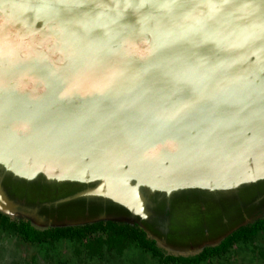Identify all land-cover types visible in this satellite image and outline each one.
<instances>
[{
	"label": "water",
	"instance_id": "water-1",
	"mask_svg": "<svg viewBox=\"0 0 264 264\" xmlns=\"http://www.w3.org/2000/svg\"><path fill=\"white\" fill-rule=\"evenodd\" d=\"M0 212L181 256L264 218V0H0Z\"/></svg>",
	"mask_w": 264,
	"mask_h": 264
},
{
	"label": "trees",
	"instance_id": "trees-1",
	"mask_svg": "<svg viewBox=\"0 0 264 264\" xmlns=\"http://www.w3.org/2000/svg\"><path fill=\"white\" fill-rule=\"evenodd\" d=\"M0 230L30 243L54 245L64 239H72L84 245L86 254L91 257L104 259L112 255L122 258L129 256L127 264H205L212 257L225 253L234 242L254 240L260 232L264 231V218L238 229L220 244L207 247L192 256L169 254L160 248L155 240L148 237L139 226L112 221L40 230L32 226L30 222L11 219L0 212ZM94 230L100 231V235L87 240V234ZM149 254L157 258L156 263L148 261ZM262 255L264 256L263 253Z\"/></svg>",
	"mask_w": 264,
	"mask_h": 264
},
{
	"label": "rangeland",
	"instance_id": "rangeland-1",
	"mask_svg": "<svg viewBox=\"0 0 264 264\" xmlns=\"http://www.w3.org/2000/svg\"><path fill=\"white\" fill-rule=\"evenodd\" d=\"M260 239L261 243L256 241L252 244L239 245L243 250L231 247L233 251L229 250L221 256L213 257L205 264H264V258L253 252L255 246L264 248V235ZM147 258L149 262H157V258L150 254ZM128 262L129 256L122 258L112 255L97 259L85 255L81 246L68 241L48 247L44 244L27 242L0 230V264H127Z\"/></svg>",
	"mask_w": 264,
	"mask_h": 264
},
{
	"label": "flooded vegetation",
	"instance_id": "flooded-vegetation-1",
	"mask_svg": "<svg viewBox=\"0 0 264 264\" xmlns=\"http://www.w3.org/2000/svg\"><path fill=\"white\" fill-rule=\"evenodd\" d=\"M96 234H98V235H96ZM100 235V231H98V230H94V231H91V232H89L88 234H87V240H91V239H93V238H96V237H98ZM262 235H264V231H262V232H260L258 235H257V237H255L254 238V240L252 239L251 241H242V240H239L238 242H234V244L231 246V247H238V249L239 250H243L239 245H244V244H252V243H254V242H258V243H261V236ZM264 240V239H263ZM71 242V243H74V244H76L77 246H81V249H82V251H83V253L85 254V255H87V256H89V257H91L89 254H86V250H85V248H84V245H82L80 242H77V241H75V240H72V239H64V240H62V241H60V242H58V243H55L54 245H50L49 243H43L44 245H47L48 247H54V246H58V245H60L61 243H63V242ZM36 244H39V243H36ZM259 246H260V244H259ZM231 247H229L228 248V250L225 252V253H227L229 250H234V249H232ZM256 247V248H255ZM255 247H253V248H255L254 250L255 251H253V252H256L258 255H260L261 257H263L264 258V256L262 255V253L264 254V248H260V247H257V246H255ZM80 251V250H79ZM225 253H223V254H225ZM80 254H81V252H80ZM222 254V255H223ZM221 256V255H220ZM216 257V256H215ZM213 258V257H212Z\"/></svg>",
	"mask_w": 264,
	"mask_h": 264
},
{
	"label": "snow or ice",
	"instance_id": "snow-or-ice-1",
	"mask_svg": "<svg viewBox=\"0 0 264 264\" xmlns=\"http://www.w3.org/2000/svg\"><path fill=\"white\" fill-rule=\"evenodd\" d=\"M96 91H97V92H101L102 89H99V88H98V89H96ZM191 91H192V90H191L190 88H186V89H184L183 95H184V96H187V97H190V96H191Z\"/></svg>",
	"mask_w": 264,
	"mask_h": 264
}]
</instances>
